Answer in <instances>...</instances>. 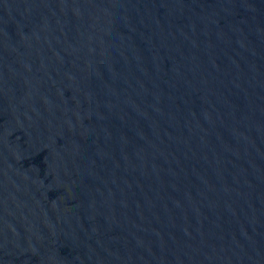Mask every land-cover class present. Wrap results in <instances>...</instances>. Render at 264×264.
Segmentation results:
<instances>
[{"label": "water", "instance_id": "water-1", "mask_svg": "<svg viewBox=\"0 0 264 264\" xmlns=\"http://www.w3.org/2000/svg\"><path fill=\"white\" fill-rule=\"evenodd\" d=\"M0 264H264V0H0Z\"/></svg>", "mask_w": 264, "mask_h": 264}]
</instances>
